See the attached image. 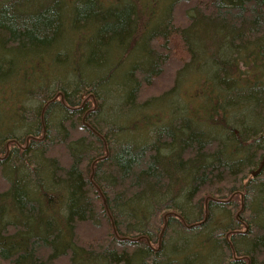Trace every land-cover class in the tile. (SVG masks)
I'll use <instances>...</instances> for the list:
<instances>
[{"label": "trees", "instance_id": "obj_1", "mask_svg": "<svg viewBox=\"0 0 264 264\" xmlns=\"http://www.w3.org/2000/svg\"><path fill=\"white\" fill-rule=\"evenodd\" d=\"M24 2L0 3V264H264V0Z\"/></svg>", "mask_w": 264, "mask_h": 264}, {"label": "rangeland", "instance_id": "obj_2", "mask_svg": "<svg viewBox=\"0 0 264 264\" xmlns=\"http://www.w3.org/2000/svg\"><path fill=\"white\" fill-rule=\"evenodd\" d=\"M21 1L23 2V3H22V9L26 10V9L29 8V6H31V5H30L31 3H29V2H24V0H21ZM38 1H40V0H38ZM51 1H52V0H46L45 4L48 5V4H50ZM64 1H65L66 5H63V4H62L61 6H58L61 10L65 9V7L71 2V0H64ZM72 1H73V2H76L77 0H72ZM106 2L108 3V0H106ZM0 3H3V0H0ZM63 17H64V15H63ZM54 43L57 44V41H55ZM197 50H198V53H199L200 48H197ZM33 51H34L33 49L26 48V51H24V55L31 54ZM200 53H201V52H200ZM177 58L183 60L184 58H186V55L178 56ZM183 62H184V61H183ZM171 71H172V73H173V66H170V65H169V68H168V70H167V74L164 76L165 79L160 83V85H157V86H154V87L148 89V91H147L145 94L142 93V95H143V96H148V95H159V94L163 93L165 90H167L169 87H166V86L169 85L168 82H169V80H171V77H170V73H171ZM194 74L198 76L197 70L194 69V67H193L192 65H190V66L185 70V73L183 74V76H184L183 78L185 79V80H184V88H183V93H184V94H185L186 89H190V88L193 87V80H194V78H195V77L193 76ZM167 83H168V84H167ZM194 87H196V84L194 85ZM192 89H193V88H192ZM194 89H195V88H194ZM183 93L180 92L179 89H177V94H174V95H173V98H174V99H177V100L179 101V98L182 96ZM167 103H168V102H167ZM166 105H167V104L164 102V106H162V108H163V109L166 108ZM127 119H128V118H127ZM116 123L119 124V125H124V124H126L127 122H123V121H119V122H117V121H116ZM142 128H143V126H140V129H142ZM234 132L237 133L238 131L236 130V131H234ZM130 138H131V139H136V138H137V140H140V139H141V137L136 136L135 134L130 135ZM240 203H241V207L244 205L243 201H239V200H237L236 203H235V206H238ZM236 214H237V210H232V215H233L234 217L236 216ZM217 215H218V213H217ZM79 233H80V235L78 236V242H80V243H82V242L80 241V238H81V240H82L84 243H86L88 240H90L91 238L94 237V234L91 233V231L88 229L87 226H82V227H80V228H79ZM82 244H83V243H82ZM194 244L197 245V244H198L197 241H194ZM177 246H178L179 248H180V246H181V247L184 249V251H185L184 254H185L186 257H182L181 255L175 253V248H176ZM191 247H193V245H192V244H189L188 241H183V240H180V239L174 238V239L169 240V243H168V246H167V253H168L169 255L176 256V258H177V260H178L179 262H183L182 259H184V258H188V251H189V248H191ZM190 252H193L194 254H196V252L193 251V250H190ZM207 256H208L209 259H211V260L208 261L209 264H213V263H215V261H214V260H215V257H214L210 252H209V253H202L201 258H202V259H205V258H207ZM62 262H63V261H62ZM184 263H185V264H189V263L187 262V260H185ZM63 264H66V263L63 262Z\"/></svg>", "mask_w": 264, "mask_h": 264}, {"label": "water", "instance_id": "obj_3", "mask_svg": "<svg viewBox=\"0 0 264 264\" xmlns=\"http://www.w3.org/2000/svg\"><path fill=\"white\" fill-rule=\"evenodd\" d=\"M263 165H264V158L261 161V163L259 164L257 171L252 173V176H256L259 173V171L261 170V168L263 167Z\"/></svg>", "mask_w": 264, "mask_h": 264}, {"label": "bare ground", "instance_id": "obj_4", "mask_svg": "<svg viewBox=\"0 0 264 264\" xmlns=\"http://www.w3.org/2000/svg\"><path fill=\"white\" fill-rule=\"evenodd\" d=\"M256 171H257V170H256ZM256 171H255V172H256ZM251 175H252V173H251ZM257 175H258V174H257Z\"/></svg>", "mask_w": 264, "mask_h": 264}]
</instances>
